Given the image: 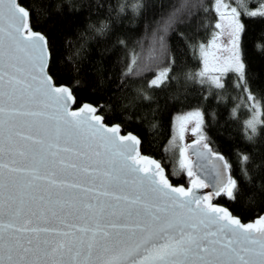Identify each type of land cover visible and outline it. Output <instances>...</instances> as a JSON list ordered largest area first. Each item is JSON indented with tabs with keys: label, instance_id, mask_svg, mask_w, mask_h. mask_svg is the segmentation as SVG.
<instances>
[{
	"label": "snow or ice",
	"instance_id": "obj_1",
	"mask_svg": "<svg viewBox=\"0 0 264 264\" xmlns=\"http://www.w3.org/2000/svg\"><path fill=\"white\" fill-rule=\"evenodd\" d=\"M186 7L183 0L162 31ZM29 18L22 0H0V264H264V217L242 224L211 197L172 187L160 164L140 155L136 136L106 127L89 105L69 111L72 94L53 87L48 42L31 31ZM230 27L235 63L229 66L243 80V25L233 20ZM168 78L162 70L151 84ZM190 115L202 120L199 112ZM181 156L193 189L207 187L186 149ZM69 170L105 185L100 195L117 203L76 198L73 189H91L63 179ZM236 187L231 177L221 179L215 195L235 199Z\"/></svg>",
	"mask_w": 264,
	"mask_h": 264
},
{
	"label": "trees",
	"instance_id": "obj_2",
	"mask_svg": "<svg viewBox=\"0 0 264 264\" xmlns=\"http://www.w3.org/2000/svg\"><path fill=\"white\" fill-rule=\"evenodd\" d=\"M213 1L186 0L187 7L166 32L162 26L183 0L22 3L30 12V27L48 42L52 81L69 87L75 108L93 105L106 125L137 136L140 154L155 158L174 186L185 187L189 177L183 170L175 172V151L168 145L172 121L176 114L199 107L205 141L222 155L237 185L235 199L220 194L212 202L242 223L253 222L264 215V16L249 11L264 0L237 3L244 79L228 71L222 87L198 75V50L215 29ZM165 69L169 78L153 86L151 79ZM247 92L260 108V120L253 126H247Z\"/></svg>",
	"mask_w": 264,
	"mask_h": 264
},
{
	"label": "rangeland",
	"instance_id": "obj_3",
	"mask_svg": "<svg viewBox=\"0 0 264 264\" xmlns=\"http://www.w3.org/2000/svg\"><path fill=\"white\" fill-rule=\"evenodd\" d=\"M235 1L237 2L233 4L228 0H219V2L218 0L213 1L212 8L214 13H216V20L214 21L215 29L212 34L213 36L207 42L202 43L198 50L199 57L201 60V64L199 67L200 69L198 72L199 78L203 81L210 83L213 86H218V83L219 85H221L223 80L222 76L228 71H232L240 77V74L237 73L233 67L229 66L230 64L234 65L235 63L234 59L232 58L233 53L231 51L232 45L230 43V40L232 39V27H230V23L235 20L238 21L239 24H241L237 3L238 5H242L244 3V1L242 0ZM217 9H219V11H217ZM233 9H235V13L232 12ZM258 11L264 12V5L256 6L249 12L253 13ZM221 13H223L224 15L223 19L221 18ZM217 24H220L221 27L217 28ZM240 59L242 61L241 55ZM159 73H157L151 79V81L156 79ZM249 96L252 97V95L247 92V108L250 109V116L247 119V126H253L260 120V108L258 101L253 97L252 99H250ZM196 112H199L201 114L203 120L202 111L199 107H195V109L186 110L183 113H178L174 116L172 121V136L168 144L175 151V172L183 170L186 178L189 176L187 169L181 167V151L185 149L187 150V146L190 143L196 141H205L206 138L205 132H203L202 120L198 117L190 115ZM198 124L200 125V127L199 130L196 131ZM201 137H203L204 139H201ZM187 158L190 161L189 155H187Z\"/></svg>",
	"mask_w": 264,
	"mask_h": 264
},
{
	"label": "water",
	"instance_id": "obj_4",
	"mask_svg": "<svg viewBox=\"0 0 264 264\" xmlns=\"http://www.w3.org/2000/svg\"><path fill=\"white\" fill-rule=\"evenodd\" d=\"M29 27H30V23H29ZM30 29L34 33H38V34L43 36V34L41 32L34 31L31 27H30ZM48 61H49V54H48V49H47V67H46L47 75H48V65H49ZM48 76L50 77V75H48ZM51 83H52L53 87L67 88L69 90V92H70V89H69V87L67 85L55 84L52 81V79H51ZM85 105H89L91 107H94L93 105H90V104L87 103V104H82V105H80V107H76L75 108L73 96H72V99L68 101V109H69V111L79 112ZM95 115L102 118V116H100V114L98 113L97 109H96ZM102 121H103V118H102ZM105 126L106 127H117L118 125H116V124L106 125L105 124ZM118 127L120 128V135L121 136H127L129 134L134 135L133 133L123 132L121 130V127L120 126H118ZM63 142L64 141L61 140L62 144H63ZM205 144H207V148L204 147ZM138 149H139V153H140V146H138ZM197 152L200 153L199 156L196 154ZM187 154L193 156V159H192L191 163H192V166H193L194 173L201 180H203V182L205 184H207L208 186L207 187H203V188H195V189H193L192 181L189 182L186 187H184L183 185L174 186L173 184H171L169 179L167 177H165L168 180V183L172 187H182L186 191L191 189L192 192L198 197H210V193H215L216 192L217 182L219 180L223 179V180L226 181L229 177H231V175L228 172V167H225L224 159L221 160V159L218 158V157H222V155L219 154V153L218 154L214 153L211 150L210 145L208 143H206V141H199V143H197V141H196V142L190 143L187 146ZM62 155L67 156L69 154H62ZM140 155L143 156V157H147V158H149L151 160H155L158 164H160L155 158L153 159L152 157H149V156L144 155V154L143 155L140 154ZM160 166H161V164H160ZM161 168L163 169V174H164V168L162 166H161ZM69 173H71V174H65V175H63L62 178L67 180L68 182L77 183V184H80L82 187H87V188L91 189V191H88V192H82L80 189H73L72 192L74 193L76 198L84 201L85 203H93V204L97 203V201H107L109 204H113V205L117 203L116 201L111 200L110 197H105V196L100 195V193L105 190L106 186L102 185L99 181L93 182V181L85 178L83 173H75L74 170H69ZM107 190L110 191V192H112V191L120 192L121 191V187L107 186ZM123 191L125 193H127V194H131V191H130L129 187H124ZM211 203L214 206L223 208V209H225L226 211H228L230 213V211L226 207H224L223 205H220V204H217V203H213L212 200H211ZM232 216L235 217V218H238V217H236L234 215H232ZM261 217H264V215H261L260 217L255 218L253 222H246V223H244V222L242 223L241 221L240 222L242 224L255 223Z\"/></svg>",
	"mask_w": 264,
	"mask_h": 264
},
{
	"label": "flooded vegetation",
	"instance_id": "obj_5",
	"mask_svg": "<svg viewBox=\"0 0 264 264\" xmlns=\"http://www.w3.org/2000/svg\"><path fill=\"white\" fill-rule=\"evenodd\" d=\"M189 157H190V161L192 162L193 156L189 155ZM192 180H193V177H190L189 180H188V183L191 182ZM221 194H223V193H221ZM210 197H211V200H212L213 198L220 197V195H215V193H210Z\"/></svg>",
	"mask_w": 264,
	"mask_h": 264
}]
</instances>
